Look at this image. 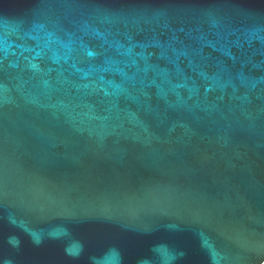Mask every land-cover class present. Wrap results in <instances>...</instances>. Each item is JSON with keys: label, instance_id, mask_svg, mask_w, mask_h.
<instances>
[{"label": "water", "instance_id": "water-1", "mask_svg": "<svg viewBox=\"0 0 264 264\" xmlns=\"http://www.w3.org/2000/svg\"><path fill=\"white\" fill-rule=\"evenodd\" d=\"M0 264H264V0H0Z\"/></svg>", "mask_w": 264, "mask_h": 264}, {"label": "clouds", "instance_id": "clouds-1", "mask_svg": "<svg viewBox=\"0 0 264 264\" xmlns=\"http://www.w3.org/2000/svg\"><path fill=\"white\" fill-rule=\"evenodd\" d=\"M128 15L137 18L138 22L142 21L144 24L154 27H168L172 23L201 24L209 18L212 20L213 26H222L230 22L227 17H220L217 19L211 12L173 14L162 8L133 9Z\"/></svg>", "mask_w": 264, "mask_h": 264}]
</instances>
